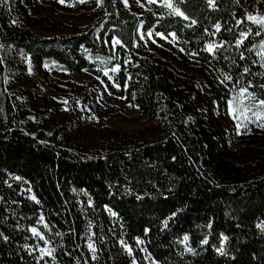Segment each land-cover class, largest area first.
Masks as SVG:
<instances>
[{
  "label": "trees",
  "instance_id": "obj_1",
  "mask_svg": "<svg viewBox=\"0 0 264 264\" xmlns=\"http://www.w3.org/2000/svg\"><path fill=\"white\" fill-rule=\"evenodd\" d=\"M44 1L0 0V233L9 237L5 242L0 236V264H36L24 247L35 244L29 233L33 226L55 249L54 259L41 264H131L121 239L133 247L138 264H145L141 248L156 264H264V232L256 227L264 221V167L254 156L231 149L229 132L218 120L227 112L226 98L237 80L239 86L248 80L258 86L264 79L240 76L246 61L235 48L226 45L227 51L221 49L215 58L201 51L208 39L204 29L214 31L216 22L233 31L222 28L215 39L234 44L239 30L252 27L245 45L258 44L264 33L255 36L256 26L245 16L264 15V0H216L215 10L207 0H174L198 21L193 28L147 0H141L147 9L129 0L139 16L121 0H104L103 6L87 0V7H95V21L84 27L66 25L39 13ZM237 19H245L239 29ZM149 30L165 33L167 39L153 37L162 48L139 40ZM173 32L175 40L167 35ZM101 37L118 38L125 47L111 50ZM152 49L183 63L186 71ZM191 51L199 55H188ZM245 55L248 63L257 59L254 53ZM26 60L67 101L66 112L62 103L37 96L25 75ZM116 64L121 71L112 73ZM105 70L112 80L103 75ZM222 72L233 77L227 87L220 83ZM252 72L264 69L257 64ZM71 75L88 81L77 84L69 80ZM99 96L133 105L138 116L127 118L113 106L100 105ZM89 117L97 119L102 132L84 126ZM139 119L154 126L131 135L104 127L107 120ZM242 124L257 126L246 120ZM173 212L177 214L165 229ZM41 213L49 228L39 226ZM209 222V244L201 246ZM93 233L95 261L87 248ZM220 233L229 237L227 255L215 251ZM184 234L196 255L177 243ZM136 237L144 243L138 246Z\"/></svg>",
  "mask_w": 264,
  "mask_h": 264
},
{
  "label": "snow or ice",
  "instance_id": "obj_2",
  "mask_svg": "<svg viewBox=\"0 0 264 264\" xmlns=\"http://www.w3.org/2000/svg\"><path fill=\"white\" fill-rule=\"evenodd\" d=\"M61 4L65 3V0H59ZM85 0H80V3H84ZM121 2L124 4L126 8H129V0H121ZM184 0H180V3L182 4ZM238 3L239 0H236ZM96 3L98 6H103L104 0H96ZM135 3L137 6L143 8L145 5L141 3V0H135ZM147 4H159L161 7L168 10L169 15H175L176 17L181 18L184 21H187L184 26L186 28H193L198 24V21L195 19H192L189 15L186 14L182 8L174 2V0H147ZM207 4L210 9L215 10L216 9V0H207ZM233 18H235V14H233ZM245 19L250 22L251 25L256 26L255 30V36L260 37L262 33H264V15L262 14H251L247 13L245 16ZM245 19H237L235 20V27L239 29L240 25H243L245 23ZM142 27V24H141ZM214 28V31H209L208 28L204 29V37H208L207 40H205L204 47L201 49V51H205L208 54H210L213 58L216 57L217 53L223 49L227 51V48L225 47L227 45L228 48H235L239 52V58L241 61H246L245 66L243 67L242 71L240 72L241 77H247V76H260L261 79H264V73L260 72H252V66H255L259 64V67L264 69V39H261L258 44L253 43L251 47H247L245 45V40H247L250 36L253 35V28L248 27L247 30H239L238 36L235 37V43L233 44L231 41L227 40H217L215 39L218 34L221 33L222 28L224 31H227L229 33H232L233 27H224L220 22H216L214 25H212ZM167 35H170L173 40L176 39V33H168ZM154 36H158L162 39H167V36L165 33L162 32H154L153 30H149L146 34L141 33L139 35V40H147L151 41L152 43H155L156 41L153 39ZM102 43H106L109 45L111 50H115L117 46L119 48L125 47L123 42L115 37H110L107 41H104L101 37ZM139 47V44L136 45ZM3 45L0 44V48H2ZM243 49V50H241ZM180 51H185V49L181 48ZM245 52L249 53L250 55L254 53L255 57L257 59H251L250 63L249 57L245 55ZM188 55L192 57H196L199 55V52L197 51H191L187 53ZM226 61L230 59L229 55H225L223 57ZM30 60V57L28 58ZM102 64L105 63L104 59L101 58L100 61ZM130 62V61H129ZM4 60L2 57H0V64H3ZM233 64H235V60L232 61ZM239 67V65H236ZM112 73H118L121 71V65L116 64L113 68L110 69ZM29 72H31V69H29ZM103 75L108 78V80H112V76L109 75V70H105L103 72ZM221 75L224 77L220 81V83L225 84L226 81L231 82L233 77L232 75L228 73L222 72ZM7 82V81H5ZM115 87H119L118 84H113ZM227 87V84H225ZM264 83L259 84L258 86L254 84L253 80H248L247 83L244 86H239V80L236 81V83L233 85L232 88L229 89L230 92H232V96L226 98L227 103V109L228 112L232 114L233 119H237L236 113L239 112L241 115H244L245 113H251L250 116H245V120L247 122L256 123L257 127L264 128ZM63 103L67 104V101H63ZM132 107L133 105H129ZM138 107V106H137ZM83 110V109H82ZM0 111H3L0 109ZM92 117H89L91 119ZM191 119V117H189ZM245 127H247V124H245ZM237 128V134H239L240 131V122L237 120L236 124ZM51 135V133H49ZM173 160L176 159L175 156L172 157ZM15 180H21L22 177L16 176L14 177ZM11 187V184L8 185ZM31 191V189H29ZM31 199L35 201L37 204L40 203V201L37 199L35 195L31 196ZM89 206H91V200L89 199ZM111 212V209H108ZM112 216H116L117 214L115 212H111ZM176 212L171 213V215L165 219L164 221V228L166 229L168 227V221L176 216ZM45 217L43 213L39 216V221L43 223L44 228H49V225L44 222ZM206 227L209 229L208 235H205L204 238L200 241L201 246L208 245L209 244V236L212 234V228L213 224L212 222H209ZM256 227L261 230V232H264V221L257 223ZM30 232L32 233L33 237H37L39 240L43 241L45 245L49 243L47 239H45V236L38 230L37 227L33 226L30 227ZM50 230V229H49ZM148 229H145V234H147ZM95 234L87 237V248L92 253L91 260L95 261L97 259V252L98 249L96 247L95 242L93 241V236ZM0 236H2L3 240L7 242L9 240V237L7 235H4L3 233H0ZM220 244L218 247L215 248V251L219 253L220 255H227V251L225 248V242L229 240V237L223 233L219 234ZM190 237L188 234H184L182 239L178 240V244H182L184 246V251L191 253L193 255H196V249L192 248L189 244ZM136 244L142 245L144 243L143 240L140 239V237L135 238ZM121 247L127 252V254L132 257V264H137V261L135 260V257L133 255V247L128 244L125 240L121 239L119 241ZM25 249L28 251V254L30 256H33L36 264H41V261L44 260L45 256L53 257V253L55 252L54 248H45L41 247L39 244H37L34 248H29L27 245L24 246ZM141 251H145L146 249L141 248ZM39 252V256H35V252ZM146 260H149V264H156V261L154 258L151 257V254L148 253L145 256ZM233 259H235L233 257ZM84 264H88L87 261L84 262Z\"/></svg>",
  "mask_w": 264,
  "mask_h": 264
},
{
  "label": "rangeland",
  "instance_id": "obj_3",
  "mask_svg": "<svg viewBox=\"0 0 264 264\" xmlns=\"http://www.w3.org/2000/svg\"><path fill=\"white\" fill-rule=\"evenodd\" d=\"M86 2L87 0H85L84 3H80V0H74L72 3L65 2L64 4H61L59 0H45L40 5L39 13L43 16H48L52 21L56 23H64L66 25H75L78 27H84L86 25L92 24L97 18V16L95 15V7L92 8L87 7ZM142 4L145 5L143 9H147V4L145 3ZM127 9L131 11L133 14L139 16V11L136 10L133 6L130 5V7ZM30 30L44 37L50 36L48 32L42 31L41 29L38 28L37 29L30 28ZM154 44H156L161 48L163 47V45H161V43H158L157 41ZM152 51L159 57L165 58L167 61L171 62V64L176 68H178L179 70L186 71V66L183 63L172 61L169 58L165 57L160 52H158L157 50L152 49ZM25 63L27 66L26 74H25L26 78L30 82V84L35 87L37 96L41 98H51L56 102L62 103V105H64L63 112H66L67 110L65 106L66 104L63 103V101L65 100L62 97H60L57 93H55L51 88L47 87L44 84L42 79L39 78L36 75V73L32 70V67L28 62V60H26ZM29 69H31V72H29ZM69 80L77 84H85L88 81L83 76H79V75H71L69 77ZM109 95L111 94L109 93ZM98 102L100 105L104 107L105 106L115 107L120 114H122L127 118H134L138 116V111L135 108L129 107L127 105H123L117 102L116 100H112V99L110 100L105 97L99 96ZM236 116L237 119H233L232 114L229 113L227 109V112L222 117L218 118L219 123L223 124V126L229 132V143L231 149L237 151H243L244 154L248 156L250 155L254 156V158L258 160L259 165L264 167V128L257 126L249 127V125L245 127V125H243L242 123L245 122V116H248V113L241 115L239 112H237ZM237 120H239L240 122L239 134H237V128H236ZM85 125H87V127L95 133H100L103 131V127H101L98 124L97 119L94 117L88 119L86 124L84 123V126ZM153 126H154L153 123L147 122L142 119L131 122H119L116 120H107L104 123V127L109 128L123 135H131L134 133L146 131L152 128ZM251 162H253V160ZM42 225H43L42 223H39V226ZM29 233L35 241L33 247H29V248H34L37 244H39L41 247L50 248L49 244L45 245L43 241L39 240L37 237H33L30 230ZM40 243H43V245H41ZM140 252L145 264H149V260L145 259V256L147 255L146 252L141 250ZM34 254H36V256L40 255L38 251L35 252ZM45 258H49V257L45 256L44 259Z\"/></svg>",
  "mask_w": 264,
  "mask_h": 264
}]
</instances>
